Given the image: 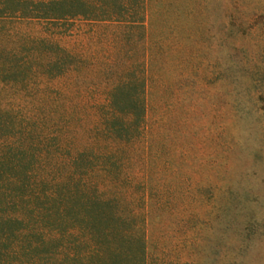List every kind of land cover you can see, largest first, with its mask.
Segmentation results:
<instances>
[{
	"label": "trees",
	"instance_id": "trees-1",
	"mask_svg": "<svg viewBox=\"0 0 264 264\" xmlns=\"http://www.w3.org/2000/svg\"><path fill=\"white\" fill-rule=\"evenodd\" d=\"M148 2L0 0V264H149L152 210L178 198L177 156L149 118L154 93L177 107V42L152 36ZM79 21L104 32L98 51L64 45ZM91 71L102 126L19 115Z\"/></svg>",
	"mask_w": 264,
	"mask_h": 264
},
{
	"label": "rangeland",
	"instance_id": "rangeland-1",
	"mask_svg": "<svg viewBox=\"0 0 264 264\" xmlns=\"http://www.w3.org/2000/svg\"><path fill=\"white\" fill-rule=\"evenodd\" d=\"M148 1L152 36L177 42V107L154 93L149 118L177 156L178 198L152 210L149 264H264V0ZM70 26L66 47L100 49L102 30ZM101 79L71 74L19 115L33 126H102Z\"/></svg>",
	"mask_w": 264,
	"mask_h": 264
}]
</instances>
